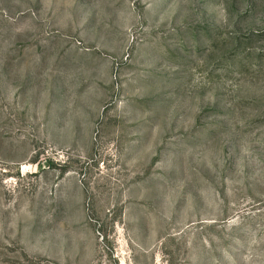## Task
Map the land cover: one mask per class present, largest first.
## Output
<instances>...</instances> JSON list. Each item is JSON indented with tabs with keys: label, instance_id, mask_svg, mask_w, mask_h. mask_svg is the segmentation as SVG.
<instances>
[{
	"label": "rangeland",
	"instance_id": "obj_1",
	"mask_svg": "<svg viewBox=\"0 0 264 264\" xmlns=\"http://www.w3.org/2000/svg\"><path fill=\"white\" fill-rule=\"evenodd\" d=\"M0 264H264V0H0Z\"/></svg>",
	"mask_w": 264,
	"mask_h": 264
}]
</instances>
